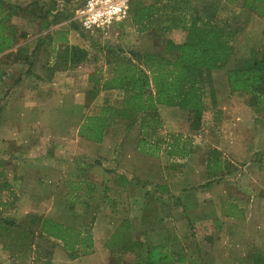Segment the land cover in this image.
Here are the masks:
<instances>
[{"label":"rangeland","instance_id":"374dc122","mask_svg":"<svg viewBox=\"0 0 264 264\" xmlns=\"http://www.w3.org/2000/svg\"><path fill=\"white\" fill-rule=\"evenodd\" d=\"M82 2L83 0H39L30 6V16L34 15V19L29 22L27 15L20 13L22 9L27 12L26 0H0V5L5 9L3 13L15 27L16 33L21 31L20 48L21 43L28 40L30 27L34 33L63 27L71 32L69 45L59 48L51 46L49 49V37L44 36V43H40L38 50L34 51L31 63L30 57L21 49L9 53L6 51L0 55V114L2 110L4 113H15L18 109L20 119L26 122L30 113V76L43 75L47 78L59 72L76 81V91L87 86L83 90L82 100L68 99V105L73 109L81 102L83 119L95 116L102 107L120 109L123 97L121 91L98 90L100 83L112 75L117 62L130 61L143 69L142 60L136 57L138 55L167 59L173 57L171 51L166 49L169 41L167 37L172 30H166L169 23L163 21L164 17L160 13L155 14L151 19V27L144 32L133 27L129 19L109 27L84 31L72 21L74 10ZM152 4L153 0L129 2V5L137 8ZM189 15L226 22L231 29H235L236 36L232 40L234 55L229 68L237 61L249 58L252 50L260 51L264 47V17L243 10L239 4L228 5L226 0H192ZM50 37L57 39L60 36L54 34ZM71 47L87 53L86 59L79 65L68 63ZM216 77L223 81L222 72ZM96 82L98 86H95ZM70 87L71 85L68 90H71ZM93 90L97 91V96L102 92L101 97L92 98ZM8 100H11L9 104ZM256 101L249 95H228V89L224 88L223 96L217 101V109L208 108L207 104V110L197 129L190 128L187 112L169 110L170 112L164 113V117L168 123L175 124L178 131L154 136L157 139L162 137L163 143V159L157 164L164 168V179L170 177V180H174L177 177L175 189L181 196L177 198L175 221L179 238L185 236L186 240L182 238L180 243L171 246L178 256L186 254L191 255L192 259L194 257L193 264H238L251 245L258 247L264 256V103ZM208 102L210 100L206 99L205 103ZM107 115V126L111 127V134L117 140L118 137L124 139L127 134L130 138L141 137L134 129L130 130L131 126L139 123L138 115L133 124L130 123L133 118L115 116L110 112ZM6 122L7 117L4 116L0 123L5 125ZM5 136L6 133L0 130V264H58L60 258L70 259L72 255L90 256L94 250L86 254H82L79 249L78 252H67L61 243L42 235L39 224L45 220L42 219L44 216L68 223L65 216L74 214L77 204L92 197L94 204H99L103 199L102 195L108 194L107 186L103 189L101 180L107 168L100 161L88 163L80 173V177L86 179L85 185H90L88 188L82 187L80 194L77 192L75 196L49 197L47 178L52 174L50 171H58V166L51 167L50 170L48 164H42L41 158L34 159L30 164L28 132L24 133V139L28 143H15L14 146L6 142ZM175 137H181L179 143H190L191 147L198 143L204 152L203 156L195 154L182 161L183 166L175 164L167 154V145L173 143ZM205 154L209 161H220V167L213 168V165L210 167L207 164L206 169ZM167 159L176 166L169 168ZM83 164L87 163L83 161ZM148 166L149 164L147 168ZM113 177V181L119 182L122 176H112V179ZM67 181L70 184V180ZM65 184L66 191L73 193L74 187L68 182ZM31 189L35 194L29 199ZM88 189L93 192L96 190L97 193L90 197ZM110 189V195L113 192L121 195L119 191L122 189L119 186L114 185ZM83 192H87V197L83 196ZM48 200L49 207L44 210ZM29 207L30 228L27 227L26 219ZM223 210L235 214V217L222 216ZM86 214L87 224L82 232L95 237L97 251L109 249L108 252L113 257L120 258L116 264H129L128 261H132L129 257L132 256L126 258L120 251L126 216L123 213L116 215L117 220L111 224L110 221L106 222L110 220V213L99 211L94 216L90 211ZM106 223L109 224L108 227ZM27 235L30 238H26ZM29 255L30 261L27 259ZM87 264H103V260L94 258Z\"/></svg>","mask_w":264,"mask_h":264},{"label":"crops","instance_id":"0c3cea01","mask_svg":"<svg viewBox=\"0 0 264 264\" xmlns=\"http://www.w3.org/2000/svg\"><path fill=\"white\" fill-rule=\"evenodd\" d=\"M39 0H26V5L28 7L35 5ZM41 1V0H40ZM30 10V8H29ZM30 16V11L27 13L28 20L34 19ZM263 18L262 16H258ZM60 31V32H57ZM21 33V31H19ZM19 33L17 34L19 36ZM58 35L59 38L50 39V36ZM43 39H40L42 38ZM44 36H48L49 49L53 47L59 48L61 46L69 45L68 41L71 38V32L67 27L63 28H54V29H45L38 33H34L33 28L30 27V34H27L28 40L25 43H21V48L19 44L20 37L17 38L15 43L9 52L22 50L25 52L27 57H30V63L34 51L38 50V45L44 43ZM186 33L181 30H172L168 35L167 39L174 44H181L185 40ZM52 40V41H51ZM164 48L161 50L163 51ZM230 61L226 65V69L212 71V83L213 91L215 96V109H217V101L220 100L221 96L224 94V88H227L226 83V71L230 69ZM228 67V68H227ZM233 67V66H232ZM231 67V68H232ZM222 72L223 81L218 79L216 76H219ZM62 72L56 73L55 75L44 77L43 75L39 76H30V92L28 93V101L30 102V109L28 110L27 120L24 122L23 119H20L18 109L15 113L6 112L2 110L0 114V120L5 116L7 117V122L5 125L0 123V130L6 133V142L11 143L12 146L15 143H28L30 142V164L34 159L41 158L42 164H48V168L51 170V167H57V172L50 171V174L47 178L48 183L46 184V189L48 190L49 197H54L56 195H64V197L70 195L80 194V191L83 188H88L90 185H85L86 179L80 177L83 169L92 163L93 161H100L102 166H104L105 171L102 174L101 180L103 181V189L106 187L108 194L102 195V200L99 204H94V197L90 200L83 201L80 204H77L74 211L75 213L68 216L66 219L68 223L59 222L53 218L42 217V219H48L55 221L61 225L72 227L76 230L82 232L87 224V213H93L95 216L99 211H105L111 214L110 220H107L114 223V220H117L116 215L122 214L126 216L124 227L128 229L131 241L140 242L145 247L146 243L154 244H166L173 249L171 244L180 243L182 238L186 240L185 236L179 238L177 233V223L175 221L176 212L178 208V200L180 192L176 191L177 187V177L174 180L168 178L164 179V168L160 164H157L159 160L162 161V137L157 139L158 136H161L163 132H176L178 127L175 124L168 123L164 113L170 112L169 110H177L174 108H168L165 106L157 107L158 114V128L151 130H143L140 124H134L130 127L137 132V135L141 137L134 136L130 138L127 134L124 136V139L113 137L111 134V127L106 126L103 131V137L100 143H94L87 140H84L79 135L80 127L83 125L85 119H83V110L82 104L80 102L79 106H75L74 109L70 107L68 99L71 100H82L83 99V90L87 89V86L84 89H79L76 91L74 79H70L66 75H61ZM35 84L36 86H34ZM71 90H68L70 86ZM73 89V90H72ZM207 92L206 99L208 97V88L205 89ZM102 92L98 94L97 97H101ZM231 93L228 90V95ZM96 97V99H97ZM14 98V97H13ZM11 100H8V104ZM204 102V103H205ZM96 104L97 100H96ZM212 108L211 102L205 103V107ZM20 109V107H19ZM21 111V110H20ZM181 111V110H180ZM28 132L29 139L28 141L24 139V133ZM129 132V131H128ZM144 136V137H142ZM152 137V139H151ZM120 139V140H119ZM147 143L150 145V149L147 148V151L151 155L141 153L138 150L140 143ZM146 141V142H145ZM231 145V143H229ZM231 146L228 147V150ZM216 149L220 150L216 147ZM199 154L203 156L204 152L198 143H194L192 147L191 156ZM84 163L87 164H83ZM208 155L205 154L204 165L207 169ZM168 166L171 168L173 163L169 162L167 159ZM149 164L148 168L147 165ZM152 164V165H151ZM151 165V166H150ZM171 166V167H170ZM183 166V165H182ZM103 167V168H104ZM87 168H89L87 166ZM95 169L92 171L94 172ZM47 172V171H45ZM32 173V172H31ZM49 173V172H47ZM122 176L119 182H115L112 176ZM70 180V184L69 181ZM66 182L72 187H74V192H67ZM120 187V194L118 195L115 192L110 195L111 187ZM96 189L98 184L95 185ZM83 187V188H82ZM93 187V185L91 186ZM82 188V190H81ZM92 192L88 193V196H93V193H97L96 190L91 189ZM102 193L104 191H101ZM69 193V194H67ZM35 194L34 190L31 189L28 193V197ZM38 194V193H37ZM83 196L87 197V192L82 193ZM115 194V195H114ZM185 195V194H181ZM80 196V195H78ZM121 196V197H120ZM84 205V206H83ZM49 200L44 205V210L48 209ZM165 209V210H164ZM66 213V210L64 214ZM128 215V217H127ZM28 226L30 228V207L28 209V215L26 216ZM91 222V220H90ZM122 222V221H121ZM106 223V224H107ZM41 225V224H39ZM107 227L109 224L106 225ZM30 230V229H28ZM28 235L26 236V238ZM30 238V235L29 237ZM109 239V238H108ZM94 243V252L90 256H79L74 260L68 258H60L58 264H87L91 262L94 258H101L103 264H116V261H119L120 258L113 257V255L108 252L109 249L98 250L95 246L96 239L92 238ZM30 245V242H29ZM174 250V249H173ZM124 256L126 258H132L133 262L136 259L135 252H125ZM191 255H182L184 258L183 262L177 264H193V259ZM108 257L110 260H108ZM143 257V256H142ZM181 257V256H178ZM30 261V255L28 256ZM145 259V254H144Z\"/></svg>","mask_w":264,"mask_h":264},{"label":"trees","instance_id":"16d2710c","mask_svg":"<svg viewBox=\"0 0 264 264\" xmlns=\"http://www.w3.org/2000/svg\"><path fill=\"white\" fill-rule=\"evenodd\" d=\"M191 1L153 0L152 5L141 8L129 5L128 19L139 32L147 31L151 27V19L156 13H160L164 17L163 21L169 23L166 30L185 32V40L181 44H174L171 41L166 43V49L173 54L169 59L154 55L136 56L142 60L143 69L130 61L117 62L112 75L100 83L98 90L121 91L123 97L120 109L100 108L95 116L88 117L80 127L81 137L100 143L103 131L108 125V112L115 116L133 118L134 120L130 122L132 124L138 115L143 130H154L159 124L158 106L187 112L190 128L197 129L206 111L204 103L206 88L214 109L215 96L211 73L224 69L233 57L232 40L236 36V31L226 22L190 16ZM226 2L228 5L239 4L243 10L257 16L264 15V0H226ZM29 8H26L27 12L22 9L21 15H27ZM4 11V7L0 5V55L10 50L20 37L15 27L8 21L9 18L4 15ZM70 53L71 58L68 63L74 66L82 63L87 57V53L77 47H71ZM225 76L231 94L249 95L256 99V102L264 103V47L260 51L252 50L249 58L237 61L226 71ZM95 86H98L97 82ZM95 96L97 91L93 90L91 97ZM180 139L181 137H175L173 143L167 145L168 156L178 165H182V161L192 152L191 144L179 143ZM146 146L150 149V145L142 141L138 150L147 156L151 155ZM207 164H210V167L213 165V168L220 167V161L216 160H208ZM88 190L92 192L91 189ZM222 216L232 218L235 214L223 210ZM40 232L61 243L67 252H78L79 249L82 254H86L94 250L93 240L89 234L65 227L52 220L45 219L40 225ZM129 237L128 229L125 228L120 240L122 243L120 251L136 254L135 261L129 264H177L184 260L166 244L149 242L142 247L140 242L131 241ZM75 258H77L75 255L70 257L71 260ZM238 264H264V256L258 247L251 245Z\"/></svg>","mask_w":264,"mask_h":264},{"label":"built area","instance_id":"2783aa9c","mask_svg":"<svg viewBox=\"0 0 264 264\" xmlns=\"http://www.w3.org/2000/svg\"><path fill=\"white\" fill-rule=\"evenodd\" d=\"M130 0H83L72 16L82 30L90 31L109 27L129 18Z\"/></svg>","mask_w":264,"mask_h":264}]
</instances>
